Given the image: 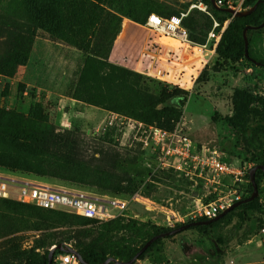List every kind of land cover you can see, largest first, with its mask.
<instances>
[{
	"label": "rangeland",
	"instance_id": "rangeland-1",
	"mask_svg": "<svg viewBox=\"0 0 264 264\" xmlns=\"http://www.w3.org/2000/svg\"><path fill=\"white\" fill-rule=\"evenodd\" d=\"M102 1L105 5L99 8L93 6L95 0H0V174L96 196L129 199L139 194L159 207L148 211L136 202L106 223L0 198V264L8 255L9 237L15 238L17 250L38 257L57 242L74 249L98 243L109 252L132 251L153 229L190 222L197 201L206 204L215 197L205 196L200 181L158 166L140 149L132 120L143 121L136 102L145 93L159 102L166 89L186 90L184 105L176 97L156 104L165 115L162 125L151 124L213 145L233 163L250 169L264 149V118L249 122L251 132L248 128L246 134L227 122L235 88L264 96V69L254 76L245 61L216 55L202 67L199 51L144 26L149 12L183 13V18L194 13L206 25L212 20L211 30L214 19L208 8L201 9L203 1ZM8 27H27L31 33L26 44L16 45L26 50L17 61L8 59ZM251 46L254 57L264 59V30L253 32ZM160 62L166 64L161 77L156 75ZM113 65L132 73L122 74ZM256 126L262 131L252 135ZM55 138L60 141L53 149ZM256 181L264 210V177ZM168 210L183 222L168 225ZM260 222L262 227L255 230ZM211 234L224 241L218 254L204 231L187 228L162 238L132 264H264V214L251 213L243 226L233 219ZM17 256L14 264H30Z\"/></svg>",
	"mask_w": 264,
	"mask_h": 264
},
{
	"label": "built area",
	"instance_id": "built-area-1",
	"mask_svg": "<svg viewBox=\"0 0 264 264\" xmlns=\"http://www.w3.org/2000/svg\"><path fill=\"white\" fill-rule=\"evenodd\" d=\"M219 7L243 10L242 4H235L234 0H215ZM204 4L202 10L207 11ZM210 13V12H208ZM213 17V15L210 13ZM180 15L161 16L156 13L148 15L145 25L199 51L202 67L215 55L216 46L229 20L220 22L214 17V27L208 32L207 40L203 44H196L189 40L188 30L183 25ZM155 18V19H153ZM214 40L212 47L208 42ZM166 64L159 63L157 76L161 77ZM196 71L194 68L191 73ZM191 75V74H190ZM182 86V84H177ZM134 139L140 149L153 158L162 168L179 170L190 181H200L205 188L206 197L215 196L208 203L198 200L191 211V220L211 218L219 214L232 203L240 200L248 189L247 178L249 167L246 164L233 163L228 160L215 146L195 143L180 132L167 130L153 124L132 120ZM0 198L19 201L45 209H55L71 212L86 218L106 221L126 213L133 203H140L145 210H155L159 205L148 197L139 194L129 199L112 196H96L77 189L52 187L44 183L31 180H16L0 174ZM132 202V203H131ZM163 207V206H161ZM175 213L168 210L165 220L170 226L174 221L183 222L182 218L175 219ZM52 264H82L74 253L58 254Z\"/></svg>",
	"mask_w": 264,
	"mask_h": 264
},
{
	"label": "trees",
	"instance_id": "trees-1",
	"mask_svg": "<svg viewBox=\"0 0 264 264\" xmlns=\"http://www.w3.org/2000/svg\"><path fill=\"white\" fill-rule=\"evenodd\" d=\"M205 4L208 5V9L210 13L213 15V17L216 20H219L220 22H224L225 20L229 19L228 25L224 32L222 33V37L220 41L218 42L215 50L216 58H221L225 61H239L243 60L245 61L250 68L254 71V76H257L258 73L264 69V59H258L254 57L252 52V34L255 31H263L264 27L259 29H248L247 31V37L249 40V54L251 57L255 58L256 60L260 61L263 64H255L251 59H248L244 55V39H243V29L247 25L257 26L264 20V2H259L257 4L256 9L246 15V16H232L230 13L226 12L224 10V7H214L211 4L210 0H201ZM258 0H243L242 6L243 8H249L253 4H255ZM97 2V4H96ZM93 6L99 7L101 5H105L102 0H95V2H92ZM150 13V12H149ZM149 13L146 16L149 15ZM174 13V12H172ZM175 15V14H171ZM170 16V15H169ZM203 16L195 15L194 13L188 15L186 18H183V25L188 30V36L189 38L199 44H203L206 40V36L208 31L210 30L212 20L209 19V25L203 21ZM145 20V22H146ZM1 29V28H0ZM13 31L14 34H13ZM6 32V37L8 41L9 48L7 51H10L11 53L8 56V59L15 58L13 61H17L19 59H22L25 55V51L21 45L19 48L16 46L19 42L22 44H26V41L30 37V30H27V27L25 30H12L11 27H8ZM9 64L6 65L8 67ZM114 68L120 69L122 74L124 73H132L128 71L126 68L122 67H116L113 65ZM205 73V69L201 72L200 77L203 76ZM187 91L175 86L174 88L168 90H164L162 95V98L160 101H165L171 98H178L179 102L178 105H184L186 102L187 97ZM159 101V102H160ZM157 101V98L149 93L143 94L139 100H137L136 105L139 107V110L142 112L139 114L140 117H142L144 123L151 124L152 122H157L161 124V118L163 115V110H157L155 108L156 104L159 103ZM231 103H232V114L228 118L227 122L230 126L236 129H240L244 134L248 132L249 128V122L260 121L264 118V96L259 95L258 93H255L251 91L248 88H242L237 87L233 90V93L231 95ZM168 114V113H166ZM140 121V120H139ZM142 121V122H143ZM156 125V124H153ZM162 125V124H161ZM258 125V124H257ZM158 126V125H156ZM161 127V126H159ZM166 127V126H164ZM258 127V126H256ZM163 128V126L161 127ZM166 129V128H164ZM168 130H171V128H168ZM250 132L251 129L249 128ZM257 131H262L260 127L253 128L252 129V135L257 133ZM60 139L55 138V140L51 143V148L56 149L57 144L59 143ZM71 155L72 153L69 152ZM254 156V154H252ZM255 165L257 164H264V149H262L256 156H255ZM242 163V162H241ZM255 177L259 180L261 177H264V172L260 169L256 171ZM247 178L249 179V175H247ZM257 182V181H256ZM258 185V184H257ZM252 192V185L249 180L248 189L246 193L243 195V197L240 199H244L248 197ZM1 199H7V198H1ZM12 200V199H11ZM20 205L27 207V208H33V209H43L48 211H63V210H55V209H45L38 206L30 205V204H23L19 201L13 200ZM66 212V211H63ZM251 213H259L264 214L263 206L261 202L259 201V197H256L254 200L242 203L233 209H231L228 213H226L223 217L212 221L207 224H199L196 226H191L188 229L197 228L204 231V233L207 235L208 239L212 242V248L215 251L216 254H218L219 250L221 249L219 245L224 243L223 240H221L219 237L214 238L211 234V230H213L216 227H219L229 221H232L233 219L237 220L240 225H246L249 222V215ZM75 216L87 219V220H94L90 218H86L83 216H79L74 214ZM116 218L106 220V223H112L115 221ZM200 219V218H199ZM197 219V220H199ZM209 218H203V220H206ZM195 221V220H191ZM183 224H178L175 227H168L163 226L162 228H156L153 229V231L147 236L145 242L137 249L132 251H125V252H119V251H108L105 246L95 243L91 246L76 249L82 256V258L88 263V264H102L108 257H114L118 260L127 261L130 258H132L138 250L153 236L158 235L163 232L170 231L176 227H179ZM263 225V222H260L256 227L255 230H259ZM174 235V234H173ZM173 235H167L165 237H171ZM162 238L159 237L156 240H154L146 249L144 252H142L137 259H143L146 253H148L157 243H159ZM7 241H10V245L7 256L2 257V263L1 264H14L16 259L18 258L17 254L19 253L21 256L25 257L27 262L30 264H47L48 261V253L45 252L42 256L38 257L34 255L33 253H27L24 251L17 250V243L15 241V238L9 237L7 238ZM9 243V242H8ZM60 242H57L56 244H59ZM222 250V249H221ZM223 251V250H222ZM63 252L60 249H55L53 258L57 256L58 254H63Z\"/></svg>",
	"mask_w": 264,
	"mask_h": 264
},
{
	"label": "water",
	"instance_id": "water-1",
	"mask_svg": "<svg viewBox=\"0 0 264 264\" xmlns=\"http://www.w3.org/2000/svg\"><path fill=\"white\" fill-rule=\"evenodd\" d=\"M211 1V4L214 6V7H219L216 5V2L215 0H210ZM259 2H264V0H258L255 4H253L251 7L249 8H245L243 10H234L232 8H226L224 7V10L228 13H230L232 16H236V17H240V16H246L250 13H252L256 7H257V4ZM264 27V20L257 26H252V25H247L244 29H243V39H244V55L246 58L248 59H251L255 64L259 65V64H263L261 63L260 61L256 60L255 58L251 57L250 54H249V40H248V37H247V31L248 29H259V28H262ZM260 169L264 172V164H257V165H254L253 167H251L248 171V175H249V180H250V183L252 185V192L251 194L242 199V200H238L234 203H232L230 206H228L227 208H225L224 210H222L219 214H217L216 216H213L209 219H206V220H203V218H200L199 220H195V221H190L188 223H185L179 227H176L170 231H167V232H163V233H160L158 235H155L153 237H151L139 250L138 252L132 257L130 258L129 260L127 261H122V260H118L114 257H108L102 264H132L137 258L138 256L145 251V249L154 241L156 240L157 238L159 237H165L167 235H173V234H176L178 232H181L182 230H185L191 226H196V225H199V224H207V223H210L212 221H215L221 217H223L226 213H228L231 209H233L234 207L242 204V203H246V202H249V201H252L254 200L257 196H258V193H259V190H258V185H257V182H256V177H255V174H256V171ZM60 249L62 250L63 252H66V253H74L79 261L82 263V264H88L81 256V254L74 248L70 247V246H66L62 243H59V244H55L53 245L50 250H49V253H48V261H47V264H52V261H53V255H54V251L55 249Z\"/></svg>",
	"mask_w": 264,
	"mask_h": 264
},
{
	"label": "crops",
	"instance_id": "crops-1",
	"mask_svg": "<svg viewBox=\"0 0 264 264\" xmlns=\"http://www.w3.org/2000/svg\"><path fill=\"white\" fill-rule=\"evenodd\" d=\"M232 264H234L233 261H232Z\"/></svg>",
	"mask_w": 264,
	"mask_h": 264
},
{
	"label": "snow or ice",
	"instance_id": "snow-or-ice-1",
	"mask_svg": "<svg viewBox=\"0 0 264 264\" xmlns=\"http://www.w3.org/2000/svg\"><path fill=\"white\" fill-rule=\"evenodd\" d=\"M153 19H155V18H153Z\"/></svg>",
	"mask_w": 264,
	"mask_h": 264
}]
</instances>
